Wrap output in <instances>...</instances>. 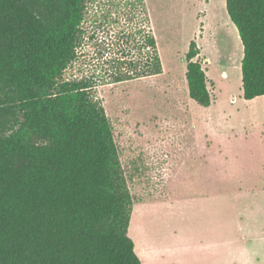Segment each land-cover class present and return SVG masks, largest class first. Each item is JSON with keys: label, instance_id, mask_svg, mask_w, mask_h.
<instances>
[{"label": "trees", "instance_id": "obj_1", "mask_svg": "<svg viewBox=\"0 0 264 264\" xmlns=\"http://www.w3.org/2000/svg\"><path fill=\"white\" fill-rule=\"evenodd\" d=\"M99 2L0 0V264H140L128 235L133 198L112 125L91 95L95 77L64 72L87 45L112 83L162 65L143 1L123 2L133 30L109 42L98 33L109 23ZM225 9L243 46L242 97L262 96L264 0H225ZM199 54L191 39L187 93L207 107Z\"/></svg>", "mask_w": 264, "mask_h": 264}, {"label": "rangeland", "instance_id": "obj_2", "mask_svg": "<svg viewBox=\"0 0 264 264\" xmlns=\"http://www.w3.org/2000/svg\"><path fill=\"white\" fill-rule=\"evenodd\" d=\"M124 1L98 3V13L109 14L98 32L107 42L110 35L133 30ZM142 1L157 42L160 74L109 82L88 45L83 60L64 72V77H95L91 95L112 125L133 197L135 233L129 227L128 234L138 243L134 250L140 258L145 212L165 200L148 211L150 240L159 245L145 247L143 264H264V95L242 97L240 65L228 55L234 39L222 18L224 0ZM91 18L86 15L84 26ZM194 38L212 96L207 107L187 93L185 53ZM239 225L249 229L248 242L240 239ZM210 226L211 252L204 240Z\"/></svg>", "mask_w": 264, "mask_h": 264}, {"label": "crops", "instance_id": "obj_3", "mask_svg": "<svg viewBox=\"0 0 264 264\" xmlns=\"http://www.w3.org/2000/svg\"><path fill=\"white\" fill-rule=\"evenodd\" d=\"M224 6H225V0H224ZM225 12H226V9H225V11H224V13H222V18L224 19V21H225V23H227V25L229 26V29H230V31H231V33H232V37L231 38H233L234 40H232V41H230L231 42V44H230V49H229V53H228V55H230V57H232V59L234 60V62H236V64L238 65H240L241 64V59H242V56H243V46H242V43H241V41H240V38H239V35H238V31H237V28L235 27V25L232 23V21L230 20V18H229V16H228V14H227V12H226V15H223V14H225ZM201 15V14H200ZM204 15H205V13L203 12L202 13V15H201V17H204ZM200 25H201V27H202V25H203V23H200ZM215 32V31H214ZM202 34H203V28L202 29H200L199 28V38L202 36ZM215 34V33H214ZM216 36L217 35H215V36H213V38L215 39L216 38ZM195 39V38H194ZM202 50V49H201ZM202 52V51H201ZM199 56H200V54H199ZM206 59H207V57L205 56L204 57V60H205V63H206V66H207V61H206ZM132 195V194H131ZM133 198V197H132ZM168 199V198H167ZM165 200H163V201H160V202H157L156 204H154L153 206H151L149 209H147V211L145 212V214H144V222H145V228H146V230L145 229H143L144 230V238H145V240L144 239H141L139 242L141 243V245L142 246H144V249L143 248H141V253L139 252V255H140V258H141V260H140V264H143V262L145 261L144 260V258H146L147 260H148V257L145 255V254H147L148 255V251H147V249L145 248L147 245L148 246H150V245H159V243H155V242H151V240H150V238H151V236L149 235L150 234V232H151V229H150V227L148 226V224H147V218H148V216H150V215H147V214H149L148 213V211L150 210V209H152L153 207H156V205H159L160 203H162V202H164ZM135 211V210H134ZM134 211H132V213H131V223H130V226H129V224H128V228L130 227V229L132 230V225L134 224V222L133 221H135V215H134ZM129 222H130V219H129ZM238 229V231H239V234H240V239L242 240V241H249L250 240V237H249V229L247 228V227H245V226H243V225H239L238 227H237ZM133 231V230H132ZM134 232V231H133ZM205 238H204V240H207V242H206V244H208V246H209V251L211 252V249H212V246H213V238H212V236H211V234L213 233V228L210 226V227H206V229H205ZM221 232L223 233V229H221ZM135 233V232H134ZM224 233H226V236L224 237V241H225V243H226V245H228L229 244V240H228V236H227V233H228V228L226 227L225 228V231H224ZM129 235V234H128ZM135 236H137L136 234H135ZM131 238V237H130ZM139 239V238H138ZM255 239V238H254ZM258 240H259V238H258ZM133 241V240H132ZM134 243V248L136 247V251H138L137 249V247H138V243H137V241L135 240V242H133ZM147 246V247H148ZM135 251V250H134ZM137 254V253H136ZM144 257V258H143ZM139 258V259H140ZM143 261V262H142ZM145 263V262H144Z\"/></svg>", "mask_w": 264, "mask_h": 264}, {"label": "bare ground", "instance_id": "obj_4", "mask_svg": "<svg viewBox=\"0 0 264 264\" xmlns=\"http://www.w3.org/2000/svg\"><path fill=\"white\" fill-rule=\"evenodd\" d=\"M167 248V247H166Z\"/></svg>", "mask_w": 264, "mask_h": 264}]
</instances>
